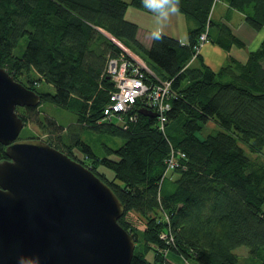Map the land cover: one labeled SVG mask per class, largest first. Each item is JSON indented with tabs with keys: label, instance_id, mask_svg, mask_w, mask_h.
<instances>
[{
	"label": "trees",
	"instance_id": "trees-1",
	"mask_svg": "<svg viewBox=\"0 0 264 264\" xmlns=\"http://www.w3.org/2000/svg\"><path fill=\"white\" fill-rule=\"evenodd\" d=\"M218 1L241 13L250 28L264 29V0H162L156 8L144 0H0V67L38 93L40 103L73 113L75 121L63 127L48 117L41 120L37 107L16 112L24 125L38 126L49 146L113 191L124 208L118 224L135 241L129 264H174L165 252L188 264H238L234 251L242 246L249 264H264V162L246 153L264 152V38L244 60L230 57L217 71L210 69L198 50L202 33L203 44L243 47L229 27L211 20ZM177 3L192 23L187 42L161 33L149 47L140 43L128 9L160 15ZM23 38L26 44L16 55ZM118 44L145 63L151 72L141 69L147 83H170L163 130L157 117L140 113L144 99L121 121L103 116L115 90L108 60L122 56L137 65ZM38 82L53 92H39ZM208 122L220 130L200 138ZM4 150L0 144V161ZM173 151L185 157L168 170ZM150 252L152 261L145 258Z\"/></svg>",
	"mask_w": 264,
	"mask_h": 264
},
{
	"label": "water",
	"instance_id": "water-1",
	"mask_svg": "<svg viewBox=\"0 0 264 264\" xmlns=\"http://www.w3.org/2000/svg\"><path fill=\"white\" fill-rule=\"evenodd\" d=\"M40 101L0 67V264H129L135 241L108 185L45 141L18 139L16 109Z\"/></svg>",
	"mask_w": 264,
	"mask_h": 264
},
{
	"label": "crops",
	"instance_id": "crops-1",
	"mask_svg": "<svg viewBox=\"0 0 264 264\" xmlns=\"http://www.w3.org/2000/svg\"><path fill=\"white\" fill-rule=\"evenodd\" d=\"M126 18L138 25L137 39L145 47L150 46L153 38L152 32L155 29L178 39L181 43H186L187 31L192 26V23L182 14L178 11L173 12L171 8L160 15L130 8L127 11ZM210 18L215 23H221L229 27L234 36L243 44V47L232 46L229 50H225L215 43L206 42L201 47L199 54L203 62L213 71H217L230 57L240 61L244 60L248 52L256 50L264 38V29L256 31L250 28L245 22L244 16L230 9L225 2L218 1L214 4L210 12ZM213 34L216 37L218 35L214 32ZM125 50L138 64L147 69L145 63L137 55L127 48ZM167 258L174 264H187L181 262V258L171 254H168Z\"/></svg>",
	"mask_w": 264,
	"mask_h": 264
},
{
	"label": "built area",
	"instance_id": "built-area-1",
	"mask_svg": "<svg viewBox=\"0 0 264 264\" xmlns=\"http://www.w3.org/2000/svg\"><path fill=\"white\" fill-rule=\"evenodd\" d=\"M205 36L206 33H202L199 37L198 50L205 42ZM142 68L149 73L145 67L138 63L130 64L122 56L108 60L106 72L114 82L115 90L110 95V103L103 110V116L121 121L123 114L130 110L136 100L144 99V108L157 114L159 129L163 130L165 114L170 109L168 102L171 96L170 83L158 79L156 83H147ZM184 157V153L180 151L171 152L166 161L168 170L178 167ZM168 237L170 236L165 233L160 234L161 239L170 242L171 239Z\"/></svg>",
	"mask_w": 264,
	"mask_h": 264
},
{
	"label": "rangeland",
	"instance_id": "rangeland-1",
	"mask_svg": "<svg viewBox=\"0 0 264 264\" xmlns=\"http://www.w3.org/2000/svg\"><path fill=\"white\" fill-rule=\"evenodd\" d=\"M129 1V0H126ZM207 32V31H206ZM205 40H206V36H205ZM26 44V39L23 38L19 41L18 46L16 47V49L14 50V53L16 55H19L24 46ZM204 44L201 45V47ZM201 47L199 48V50L201 49ZM124 50V48H122ZM126 49V48H125ZM126 53L127 51L124 50ZM130 51V50H129ZM132 52V51H131ZM133 53V52H132ZM129 55V53H127ZM134 54V53H133ZM130 56V55H129ZM149 73L151 74V72L149 71ZM36 89L39 92H49L52 93L53 92V88L50 85L45 84L44 82H38L36 84ZM23 109V108H22ZM37 110L39 112V116L40 119L43 120L44 117H48L52 120H54L57 124L66 127L69 126L70 124L74 123L75 121V116L73 113H70L64 109H61L59 107H55L47 102H42L37 106ZM112 121L115 123L117 122L116 119H112ZM220 128L218 127V125L214 124L213 122H208L204 128L202 129V131L198 134V136L201 137H205L208 134H214L217 131H219ZM37 139L40 138L42 140H44L45 136L41 134L38 126L36 124H32V123H28L25 124L19 134L18 139ZM97 142V139H94V142ZM101 143H109L108 145H110L111 147L113 146V144H111L109 141H107L106 138H102ZM91 146L97 151V148H99V146L97 147L94 143H92L90 141ZM246 153L249 157L254 158L256 160L262 161L264 162V152L261 155H254V154H250L247 150ZM98 170L100 172H103L106 177L108 179H112L113 178V173L104 167H98ZM263 211H264V206H263ZM135 221H136V225L138 226L139 230L143 229V222L142 221H138L134 215ZM138 222V223H137ZM140 233V232H139ZM141 237V236H140ZM141 243L138 242L136 243V251H141ZM234 253L237 255L238 257V264H249V261H247V257H248V250L246 247H238L235 249ZM169 253L165 252V256H168ZM145 258L148 261H152L153 260V254L150 252L148 254L145 255ZM181 262H184L183 260H181ZM188 264V263H187Z\"/></svg>",
	"mask_w": 264,
	"mask_h": 264
},
{
	"label": "clouds",
	"instance_id": "clouds-1",
	"mask_svg": "<svg viewBox=\"0 0 264 264\" xmlns=\"http://www.w3.org/2000/svg\"><path fill=\"white\" fill-rule=\"evenodd\" d=\"M144 3L149 8H156V7H159L160 6V4L162 3V0H144ZM171 9H172L173 12L178 11V3L177 4H172L171 5ZM152 35L155 38H157V39H160L161 38V32H160L159 29H155L152 32Z\"/></svg>",
	"mask_w": 264,
	"mask_h": 264
},
{
	"label": "flooded vegetation",
	"instance_id": "flooded-vegetation-1",
	"mask_svg": "<svg viewBox=\"0 0 264 264\" xmlns=\"http://www.w3.org/2000/svg\"><path fill=\"white\" fill-rule=\"evenodd\" d=\"M6 157V156H5ZM6 159V158H5Z\"/></svg>",
	"mask_w": 264,
	"mask_h": 264
}]
</instances>
